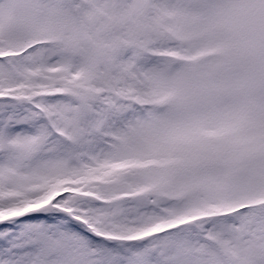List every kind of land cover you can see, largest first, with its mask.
I'll list each match as a JSON object with an SVG mask.
<instances>
[{
	"label": "snow or ice",
	"instance_id": "1",
	"mask_svg": "<svg viewBox=\"0 0 264 264\" xmlns=\"http://www.w3.org/2000/svg\"><path fill=\"white\" fill-rule=\"evenodd\" d=\"M0 264H264V0H0Z\"/></svg>",
	"mask_w": 264,
	"mask_h": 264
}]
</instances>
